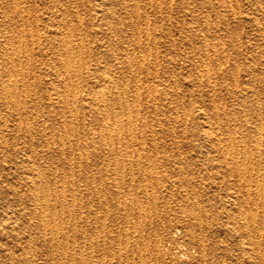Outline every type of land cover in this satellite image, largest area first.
I'll return each instance as SVG.
<instances>
[{
	"label": "rangeland",
	"instance_id": "rangeland-1",
	"mask_svg": "<svg viewBox=\"0 0 264 264\" xmlns=\"http://www.w3.org/2000/svg\"><path fill=\"white\" fill-rule=\"evenodd\" d=\"M19 29H24L21 38L29 54L28 59L22 53L23 61L28 60L24 61L28 92L22 97L26 103L21 114L23 130L18 127V114L3 100L1 84L8 66L1 52L9 50L3 43L10 35L16 40ZM57 29L71 33L77 64L85 59L88 66L76 86L80 121L72 123L81 134L71 135L69 141L62 132L68 124V107L54 94L63 88L62 82L50 68L58 66V35L51 32ZM0 53V264H59L58 254L49 252L43 240L40 218L32 207L35 201L24 186L28 176H36L32 172L44 174L49 191L63 187L69 195L70 179L80 174L82 182L84 171L99 174L102 161L115 157L126 162L123 176L116 171L117 180L124 182L119 188L111 183L107 197L123 190L126 197L138 199L151 211L148 217H140L135 204L129 215L137 222L135 227L122 217L123 207L115 208L111 202L108 210L97 207L100 214L106 213L104 226L110 231L107 246L92 248L94 264H235L230 251L236 253L232 250L236 247L227 229L233 226V214L238 215L234 195L239 197L243 191L237 186V168L241 174L252 172L251 190L256 184L264 189V0H0ZM98 80L107 90V104L112 100L118 108L119 96L130 104L132 120L126 114L121 117L123 137L114 140L120 154L116 150L109 154L99 139L96 146L92 142L101 125L95 107L82 105L94 97ZM46 93H53L54 100L49 101ZM20 149L27 154L25 167L18 163ZM130 180L134 186L129 189ZM241 205L245 208L249 203ZM257 210L263 213L264 206L258 205ZM189 220L193 240L184 226ZM202 242L206 253H202Z\"/></svg>",
	"mask_w": 264,
	"mask_h": 264
},
{
	"label": "bare ground",
	"instance_id": "bare-ground-1",
	"mask_svg": "<svg viewBox=\"0 0 264 264\" xmlns=\"http://www.w3.org/2000/svg\"><path fill=\"white\" fill-rule=\"evenodd\" d=\"M21 7V6H20ZM22 8V7H21ZM98 8V7H97ZM16 11L18 14H20L21 10H19V8H16ZM109 24V23H107ZM109 26V25H108ZM113 26V25H112ZM68 29V28H67ZM57 30H53L51 32L57 34L58 36H56L55 38L57 39V48L59 49L57 51V55L58 59H57V63L58 66L52 65L50 68H52V72L56 75V77H59L60 81L62 82V86L63 88L61 90H59L57 88V90L54 92V94H57V97L59 99H61L63 105L66 104V107H68V114L65 115V117L67 118L66 121L68 122V124L64 125V130L62 132H64L66 135V140L69 141L70 140V136L71 135H76L79 137L80 133V129H74V126L72 125L73 122H77L80 121L78 114L81 113L80 109L77 107V99H76V93H78L76 90V86L77 83L79 81V79L84 75V73L86 72V69L88 68V66L86 65V61L85 59L82 60H78V64H77V58H76V50H74V46L70 40V35L69 32H65V31H58ZM65 30V29H64ZM8 32V31H7ZM6 32V33H7ZM3 34V33H2ZM38 34V33H37ZM40 34V33H39ZM38 34V35H39ZM47 34V33H46ZM10 35V34H9ZM25 34H24V29H19L17 31V35H16V40L14 39L13 36H8L6 41L3 43V47L8 48L9 50L6 52H1L0 54L3 56L4 60L6 63H8V66L5 67L4 71L2 72V76H5L6 79L3 80L2 78V96H3V100L6 101V104L9 107H12L14 109V113H17V120L18 121V127L20 129L23 130V117H22V111L23 109L26 107V103L25 101L22 99V97L26 96L27 88L25 84V77L26 74L28 72L25 71L24 68V61H28V60H24L22 58V53L26 52L27 53V58L29 59V54H28V45L26 43H24L22 41V38ZM30 35L32 36V32H30ZM34 36V35H33ZM45 36V35H44ZM48 36V35H47ZM39 38V36H38ZM74 38V37H73ZM2 39V38H1ZM14 39V40H13ZM37 39V38H36ZM45 39V38H44ZM81 39V37H80ZM5 40V39H3ZM39 40V39H38ZM48 40V39H47ZM75 41V40H74ZM73 41V42H74ZM2 42V41H1ZM38 42V41H37ZM81 42V41H80ZM76 43V42H75ZM24 45V46H23ZM38 45V44H37ZM81 45L83 46V44L81 43ZM77 46V44H76ZM75 46V47H76ZM80 50V49H79ZM82 52L83 49L81 48ZM52 51V50H51ZM80 52V51H78ZM50 54V53H48ZM80 54V53H79ZM78 54V55H79ZM84 55V53H82ZM25 55V54H24ZM127 57V56H126ZM79 58V57H78ZM134 59V58H133ZM128 61V60H127ZM28 63V62H27ZM89 63V62H88ZM93 63V62H92ZM26 64V63H25ZM101 64V63H100ZM3 65V64H2ZM94 65V64H92ZM27 66V65H26ZM102 66V64H101ZM130 67V66H129ZM34 68V67H33ZM104 68V66H103ZM102 68V70H103ZM35 69V68H34ZM85 69V72L83 73ZM27 70V69H26ZM95 70V69H94ZM130 71V70H129ZM32 74V73H31ZM106 74V73H104ZM112 75V74H111ZM1 77V76H0ZM4 77V78H5ZM112 78V77H111ZM89 79V78H88ZM108 79V78H107ZM96 80V79H95ZM103 80V79H102ZM106 80V79H105ZM59 81V82H60ZM109 81V80H108ZM137 81V80H136ZM89 82V81H88ZM96 84V88L94 90V97H91L90 102H87L85 105L82 106H86V107H95L96 110V118L97 121L100 123L101 128L100 130L97 132L96 137L92 139V142L95 143H99L98 141L101 140V142H103V144L106 145V149L107 152L113 153L115 150L119 151L120 154V148L117 149L116 147H114V140H119L121 133H123L122 131V124L120 121L121 117L126 114V116L128 118H126L128 121L129 119L132 120V113L129 111L130 109V104L129 101L121 98L118 94V108L120 110H118V108L115 105V102H109L107 104L106 99H105V94L106 91L104 89V87L101 85L100 80L95 82ZM104 83V82H103ZM115 84V82H113ZM110 84V83H109ZM123 84V83H122ZM121 84V85H122ZM31 85V84H30ZM120 85V84H119ZM127 85V84H126ZM32 86V85H31ZM123 86V85H122ZM115 88L118 87L117 84L114 85ZM78 88V87H77ZM113 88V87H112ZM118 89V88H117ZM111 90V89H109ZM116 90V89H115ZM119 90H117L118 92ZM50 92V91H49ZM123 92V91H122ZM35 93V92H34ZM90 93V92H89ZM109 93V91H108ZM41 95V93H40ZM1 96V97H2ZM124 96V95H123ZM137 96V95H135ZM134 96V97H135ZM47 99H49V101H53L54 100V96L53 93H46ZM44 97V98H45ZM126 97V96H125ZM107 98V97H106ZM137 98V97H136ZM25 99V98H24ZM111 99V98H110ZM138 100V99H137ZM136 100V101H137ZM59 101V100H58ZM132 102V101H131ZM49 103V102H48ZM47 103V104H48ZM137 104V103H136ZM85 107V108H86ZM7 108V107H6ZM67 109V108H66ZM65 109V110H66ZM82 109V108H81ZM90 109V108H89ZM39 110V109H38ZM41 111V110H39ZM80 111V113L78 112ZM30 112V111H29ZM36 113V112H35ZM34 111L32 114H35ZM41 113V112H40ZM93 114V112H92ZM204 114V113H202ZM206 114V113H205ZM31 115V114H30ZM94 115V114H93ZM138 115V113H137ZM83 116V115H81ZM136 116V114L134 113V117ZM32 117V115H31ZM28 118V117H27ZM63 118V116H62ZM81 118V117H80ZM84 118V117H83ZM204 118V117H203ZM31 119V118H30ZM133 119H137V118H133ZM28 120V119H26ZM65 120V119H64ZM130 120V121H131ZM206 120V118H205ZM27 122V121H24ZM45 122V119H44ZM134 122V121H133ZM132 122V123H133ZM244 122V121H243ZM259 122V121H258ZM63 123V122H61ZM245 123V122H244ZM25 124V123H24ZM128 124L131 125L130 122H128ZM127 124V125H128ZM241 124V123H240ZM259 124V123H257ZM32 125V124H31ZM62 125V124H61ZM128 125V127H129ZM136 125V124H135ZM215 125V124H214ZM222 125V124H221ZM234 125V124H233ZM248 126V125H247ZM253 126V123L252 125ZM258 126V125H257ZM215 127V126H214ZM221 127V126H220ZM232 127V126H231ZM134 128V127H133ZM257 128V127H256ZM33 129V128H32ZM40 129V128H39ZM59 129V128H58ZM91 129V128H90ZM129 129V128H128ZM245 129V128H244ZM50 130V129H49ZM131 130V129H129ZM257 130V129H256ZM259 130V128H258ZM261 130V129H260ZM27 131V130H26ZM47 131V130H46ZM83 133V126H82V130ZM215 131V130H214ZM252 131V130H251ZM128 132V131H127ZM260 132V131H259ZM57 133V132H56ZM207 133V132H206ZM233 133V132H232ZM48 134V133H47ZM50 134V132H49ZM59 134V133H58ZM242 134V133H241ZM26 135V133L24 134ZM30 135V134H28ZM234 135V133H233ZM45 136V135H44ZM50 136H52L50 134ZM130 136V135H129ZM134 136V135H133ZM235 136V135H234ZM244 136V135H242ZM29 137V136H27ZM77 137V138H78ZM123 137V136H122ZM126 137V136H124ZM230 137V136H229ZM260 138V137H259ZM263 138V137H262ZM28 139V138H27ZM37 139V138H36ZM59 139V138H58ZM95 139H99V140H95ZM121 139V138H120ZM123 139V138H122ZM128 139H130L128 137ZM136 139V138H135ZM134 139V140H135ZM222 139V138H221ZM242 139V138H241ZM65 140V141H66ZM124 140V139H123ZM141 140V139H140ZM211 141V139H209ZM213 140V139H212ZM227 140V139H226ZM231 140V139H230ZM229 140V141H230ZM261 140V139H259ZM46 141V140H44ZM54 141V140H53ZM63 143H65L64 139L61 140ZM130 141V140H129ZM128 141V142H129ZM216 141V140H215ZM221 141V140H219ZM225 140H223L224 142ZM236 141V140H235ZM242 141V140H241ZM258 141V139L256 140ZM256 141H254L256 143ZM118 142V141H117ZM142 142V141H141ZM261 142V141H260ZM46 143V142H45ZM53 142H51L52 144ZM59 143V142H58ZM125 144V140L123 142ZM122 143V144H123ZM131 144V141L129 142ZM143 143V142H142ZM251 143V142H250ZM101 144V143H100ZM129 144V145H130ZM224 144V143H223ZM226 144V143H225ZM232 144V141H231ZM238 144V143H236ZM243 141L240 145H243ZM29 145V144H28ZM46 145V144H45ZM53 145V144H52ZM59 145V144H58ZM67 145V144H66ZM104 145V146H105ZM143 145V144H142ZM218 145V144H217ZM261 145V143H260ZM33 146V145H32ZM65 146V145H64ZM69 146V145H68ZM96 146V144H95ZM93 146V147H95ZM98 146V145H97ZM124 146V145H123ZM126 146V144H125ZM124 146V148H125ZM136 146V145H135ZM237 146V145H236ZM252 146V145H251ZM256 146V145H255ZM56 147V146H55ZM62 147V146H61ZM119 147V144L118 146ZM132 147V146H131ZM248 147V146H247ZM254 147V146H253ZM34 148V147H33ZM58 148V147H57ZM77 148V147H76ZM81 148V147H80ZM123 148V150H124ZM140 148V145H139ZM142 148V147H141ZM224 148V147H223ZM230 148V146H229ZM48 149V148H47ZM79 149V148H78ZM77 149V150H78ZM127 148H125L126 150ZM131 149V148H130ZM222 149V148H221ZM250 149V148H249ZM255 149V148H254ZM30 150V149H29ZM33 150V149H32ZM104 151H106L105 149H103ZM124 150V151H125ZM232 150V148H231ZM230 150V151H231ZM50 151V150H49ZM62 151V150H61ZM71 151V149L69 150ZM131 151V150H129ZM20 153V158L18 160V163L20 164V167L23 165L25 167L24 162H26L27 160V154L24 153L23 149H20L18 151ZM73 152V151H72ZM86 152V151H85ZM93 152V151H92ZM101 152V151H100ZM137 152V151H136ZM227 152V150H226ZM235 152V151H234ZM256 152V151H255ZM44 153V152H43ZM80 153V152H79ZM88 153V152H87ZM125 153L124 155H126L125 159L127 158V152H123ZM127 153V154H126ZM138 153V152H137ZM38 154V153H37ZM230 154V153H229ZM236 154V152L234 153ZM233 154V156H234ZM243 154V153H242ZM245 154V153H244ZM262 154V153H261ZM260 154V155H261ZM40 155V154H39ZM42 155V154H41ZM106 155V154H105ZM112 155V154H111ZM131 154H129V156H131ZM140 155V154H139ZM138 155V156H139ZM227 155V154H226ZM256 155V154H255ZM259 155V153H258ZM264 155V154H263ZM102 156H104V154H102ZM101 156V157H102ZM119 156V155H118ZM121 156V155H120ZM119 156V157H120ZM239 156V155H238ZM243 156V155H242ZM250 157H252L251 155H249ZM262 156V155H261ZM79 157V156H78ZM84 157V156H82ZM100 157V158H101ZM105 157V156H104ZM103 157V158H104ZM123 157V156H122ZM120 157V158H122ZM102 158V159H103ZM107 158V157H106ZM105 158V159H106ZM112 158V156H111ZM230 158V157H229ZM258 159V156L255 157V159ZM33 159V157H32ZM71 159V158H69ZM142 159V158H140ZM260 159V158H259ZM31 160V159H30ZM28 160V161H30ZM52 160V159H51ZM58 160V159H57ZM80 160V157H79ZM86 160V159H85ZM96 160V159H95ZM127 160V159H126ZM245 160V159H244ZM249 160V159H248ZM54 161V160H53ZM52 161V162H53ZM68 161V160H67ZM82 161V160H81ZM241 161V160H240ZM243 161V160H242ZM251 161V160H249ZM257 161V160H256ZM255 161V162H256ZM78 162V159H77ZM125 162V161H124ZM123 162V158L121 160H117V158H113L111 160H106V161H102V168H103V174L102 171L98 173L96 172H92L90 174V172H86L84 171V178L82 180V182L80 181V174H76L77 178L70 179V182H73V186H71V190L69 195H67L66 193H64L65 191L62 189H60L59 191L56 192H51L49 191V187L47 184L46 179L44 178V174H41L39 171L37 172H32L35 173V177L28 176L25 179L24 182V186L25 188H27L29 195L31 196L32 199H34V201L32 200V202L34 203L33 209L35 211L36 214L39 215L38 219L40 218V221L38 222L39 227L42 229V234H43V240H45L46 242H48V250L49 252L51 251L53 254H58L57 258L59 259V264H94V256H93V247L96 246V248L106 245L108 244V241L106 240V235L107 230H109V226L105 229V221H106V213L102 212V214L99 213V210L97 207L101 206L103 208H107V210L109 209V204L110 202L112 203V206L116 207H123L121 209H123V214L122 217L124 218V220L126 221H132L133 226L136 227L137 222H133V219H130V214H132L131 211H133L134 209V205L136 204V211L139 214V216L141 217V215H143V217L145 216L148 217L150 214L151 209L145 210L144 207L141 206V204L137 201L132 199L131 197H126L125 193H121V191L123 190H115L116 192L114 193L115 196H113L112 198H108L107 195L109 193H105L106 188L108 189L109 186H111V183H113V185L117 186L118 188L120 187V185L124 182L123 178L121 179L120 177L123 176V167H124V163ZM142 162V160L140 161ZM234 162V161H233ZM244 162V161H243ZM241 162V164L243 163ZM32 163V162H31ZM54 163V162H53ZM59 163V162H57ZM84 163V162H83ZM135 163V162H134ZM259 163V162H257ZM256 163V164H257ZM17 164V163H16ZM78 164V163H77ZM137 164V161H136ZM252 164V163H251ZM76 165V164H75ZM83 165V164H82ZM142 166V163L140 164ZM249 165V164H248ZM259 165V164H257ZM38 166V165H37ZM55 166V165H54ZM70 165L68 164V167ZM79 166V165H78ZM81 166V165H80ZM84 166V165H83ZM82 166V167H83ZM99 166V164H98ZM136 166V165H135ZM250 166V165H249ZM253 166V165H252ZM256 166V165H255ZM260 166V165H259ZM35 167V166H34ZM53 167V166H52ZM51 167V168H52ZM77 167V166H76ZM87 167V166H85ZM130 167V166H129ZM245 167V166H242ZM241 167V168H242ZM248 167V166H247ZM54 168V167H53ZM56 168V167H55ZM71 168V167H70ZM75 168V167H74ZM81 168V167H80ZM90 168V167H89ZM93 168V167H92ZM119 168V169H118ZM123 168V169H122ZM135 168V167H134ZM229 168V167H228ZM249 168V167H248ZM247 168V170H248ZM251 168V167H250ZM256 168H258L256 166ZM263 168V166H262ZM44 169V168H43ZM129 169V168H128ZM136 169V168H135ZM236 169V168H235ZM244 169V168H242ZM253 169V168H251ZM28 170V169H27ZM32 170V169H29ZM54 170V169H53ZM51 170V171H53ZM68 170V169H67ZM119 170V175L120 176V180L121 182H119L117 180L116 177V171ZM140 170V169H139ZM142 170H144L142 168ZM238 172H236L239 177L237 180H239L238 182V188H242L243 191H241L242 193H244V197L241 195H234V199H233V203L236 204V208L235 211H237V214H233L234 215V223L233 226L230 227L229 229H227L228 231V237H230L231 239H233L234 245H235V249H232L234 251H236V253H233V251H230V256L232 257L233 261L236 262L240 261V264H264V212L260 213L257 210V206L262 204V207L264 206V189H262L261 187H259L257 184L255 185L254 189L251 190V177L248 171L247 174L240 173V170L237 168ZM56 171V170H55ZM89 171V170H88ZM110 171V172H109ZM137 171V170H136ZM242 171V170H241ZM264 171V170H263ZM30 172V171H29ZM69 172V171H68ZM71 172V170H70ZM113 172V175H112ZM243 172V171H242ZM245 172V171H244ZM258 172V171H257ZM28 173V172H27ZM110 173L112 175L107 177V174ZM131 173V172H130ZM143 173V172H142ZM252 173V172H250ZM255 173V172H254ZM53 174V173H52ZM82 174V173H81ZM126 174V173H125ZM249 174V175H248ZM256 174V173H255ZM51 175V174H50ZM59 175V174H58ZM65 175V174H64ZM73 175V173H72ZM80 175V176H79ZM127 175V174H126ZM61 176V175H60ZM63 176V174H62ZM61 176V177H62ZM67 176H71V175H67ZM114 176V177H113ZM143 176V175H142ZM256 176V175H255ZM73 177V176H71ZM70 177V178H71ZM126 177V176H125ZM263 177V175L261 176ZM51 178V177H50ZM53 178V175H52ZM64 178V177H63ZM111 178L113 179L112 181ZM134 178V177H133ZM132 178V179H133ZM144 178V177H143ZM130 179V178H129ZM137 179V178H135ZM148 179V178H147ZM55 180V178H54ZM63 180V179H62ZM143 180V179H141ZM150 180V179H149ZM263 181V179H261ZM58 181V180H57ZM69 181V180H68ZM118 181V182H117ZM128 181V180H127ZM133 180H130V185H128L129 187H133L134 184L132 183ZM137 181V180H136ZM59 182V181H58ZM64 182V181H63ZM62 182V183H63ZM134 182V181H133ZM141 182V181H140ZM150 182V181H149ZM242 182V183H241ZM258 182V181H257ZM264 182V181H263ZM50 183V182H49ZM62 183L60 186H62ZM76 183V184H75ZM137 183V182H136ZM135 183V184H136ZM254 183V182H253ZM255 183H256V179H255ZM145 184V183H144ZM143 184V185H144ZM150 185V184H149ZM148 185V186H149ZM23 186V185H22ZM70 186V185H69ZM262 186V185H261ZM54 187V185H53ZM67 187V186H66ZM136 187V186H135ZM145 187V185H144ZM143 187V188H144ZM152 187V186H150ZM65 188V187H64ZM111 188H114L111 187ZM130 189V188H129ZM26 190V191H27ZM68 190V189H67ZM114 190V189H113ZM143 190V189H142ZM151 190V188H150ZM153 190V189H152ZM128 191V190H127ZM136 191V190H135ZM141 191V190H140ZM149 191V190H148ZM109 192V191H108ZM153 193V191H150ZM193 192V191H191ZM134 193V192H133ZM144 193V192H143ZM151 193V194H152ZM156 193V191H155ZM140 194V193H139ZM150 194V195H151ZM192 194V193H191ZM20 195V194H19ZM130 195V194H129ZM138 195V194H137ZM146 195V194H145ZM195 195V194H194ZM70 197V200L67 198ZM140 196V195H139ZM110 197V195H109ZM146 197V196H145ZM144 197V199H145ZM152 197V196H151ZM135 198V197H134ZM199 199V198H198ZM201 199V198H200ZM142 200V199H141ZM147 200V199H146ZM129 201V202H128ZM197 201V200H196ZM201 201V200H200ZM192 202V201H191ZM195 202V201H194ZM249 203L248 206H246L245 208H242L243 205H241V203ZM33 203L31 205H33ZM70 203V204H69ZM260 203V204H259ZM199 204V203H197ZM203 204V203H202ZM240 204V205H238ZM143 205V203H142ZM200 205V204H199ZM253 205V206H251ZM203 206V205H202ZM196 207V205H195ZM200 207V206H199ZM87 209L86 211L84 209ZM194 208V207H193ZM202 208V207H200ZM147 209V206H146ZM261 209V208H260ZM28 210V209H27ZM59 210V215H58V211ZM91 210V211H90ZM112 210V209H111ZM131 210V211H130ZM88 211H90L88 213ZM87 213V214H86ZM108 213V212H107ZM115 213V211H114ZM121 213V212H120ZM113 214V213H112ZM136 214V213H135ZM134 214V215H135ZM205 214V213H204ZM117 215V214H116ZM130 215V216H129ZM190 215V214H189ZM230 215V214H229ZM138 216V215H137ZM206 217V215H204ZM33 217V216H32ZM60 217V218H59ZM110 217V216H109ZM116 217V216H115ZM135 217V216H134ZM35 219V217H33ZM32 218V219H33ZM112 218V217H111ZM120 218V217H119ZM192 219H196L195 215H192L191 217ZM226 218V217H225ZM23 219V218H22ZM63 219V220H62ZM138 219V218H136ZM144 219V218H143ZM199 219V217H198ZM25 220V219H24ZM139 220V219H138ZM149 220V219H148ZM188 220V219H187ZM35 221V220H34ZM122 221V220H121ZM144 221V220H142ZM95 222H99L100 224H94ZM149 222V221H148ZM37 223V221H36ZM114 223V221H113ZM131 223V224H132ZM24 224V223H23ZM27 224V223H26ZM109 225V224H108ZM127 225V224H126ZM196 225V224H195ZM203 225V224H202ZM16 226V225H15ZM14 226V227H15ZM55 226V228L53 227ZM123 226V225H122ZM185 228H186V233L188 235V237L190 239H194L195 235H194V231H193V222L192 221H187L184 224ZM138 227V225H137ZM114 228V227H113ZM17 229V228H16ZM38 230V229H37ZM70 230V232H68ZM122 230V229H121ZM110 231V230H109ZM125 231V230H123ZM134 231L136 232V229H134ZM118 231H116L117 233ZM131 232V231H130ZM225 232V231H224ZM111 233V232H110ZM124 233V232H123ZM118 235V234H117ZM42 236V235H41ZM128 236V235H127ZM131 236V235H130ZM22 237V236H21ZM27 236H25L26 239ZM113 237V235H112ZM123 237V236H122ZM133 237V236H132ZM24 238V237H22ZM131 238V237H130ZM21 239V238H20ZM117 239V238H116ZM119 239V238H118ZM117 239V240H118ZM124 239V238H123ZM196 239V238H195ZM18 240V239H17ZM112 240V238H111ZM115 240V239H114ZM125 240V239H124ZM33 241V240H32ZM134 241V240H132ZM197 241V240H196ZM120 242L121 244V240L117 241ZM127 242V240H126ZM129 242V241H128ZM136 242V241H135ZM26 242H24L25 244ZM29 243V242H27ZM33 243V242H32ZM28 245V244H27ZM117 245V244H116ZM115 245V247H116ZM119 245V244H118ZM128 245V244H127ZM135 245V244H134ZM26 246V245H25ZM109 246V245H108ZM113 246V245H111ZM109 246V247H111ZM124 246V244H123ZM136 246V245H135ZM29 247V246H28ZM27 247V248H28ZM118 247V246H117ZM134 247V246H133ZM139 248V246H136ZM201 250L202 253H206V249L207 246L205 243H201ZM227 247V246H226ZM137 248V249H138ZM23 249V248H22ZM101 249V248H100ZM29 250V249H28ZM47 250V251H48ZM23 251V250H22ZM109 251V250H107ZM137 251V250H136ZM210 251V250H209ZM111 254L112 252L109 251ZM139 252V251H138ZM24 253V251H23ZM115 253V252H114ZM130 253H132L130 251ZM11 254V253H10ZM128 254V253H127ZM133 254V253H132ZM9 255V254H8ZM100 255V254H99ZM110 255V254H109ZM102 259L105 257L104 255H102ZM100 256V257H101ZM123 256V255H122ZM119 254V258L122 257ZM131 259H132V255ZM111 257V256H110ZM126 257V256H125ZM95 258H97L95 256ZM118 258V259H119ZM123 258V257H122ZM101 259V260H102ZM110 259V258H109ZM136 259V258H135ZM104 260V259H103ZM112 260V258H111ZM138 260V259H137ZM140 260V259H139ZM57 261V260H56ZM132 261V260H131ZM98 262V261H97ZM111 262V261H109ZM126 262V260L124 261ZM58 263V262H57ZM105 264L107 263V261H100V264ZM118 263V262H117ZM120 263V262H119ZM132 263V262H131ZM141 263V262H140ZM144 263V262H143ZM224 263V262H223ZM53 264V263H52ZM126 264V263H124ZM133 264V263H132ZM138 264V263H137ZM146 264V263H145Z\"/></svg>",
	"mask_w": 264,
	"mask_h": 264
}]
</instances>
